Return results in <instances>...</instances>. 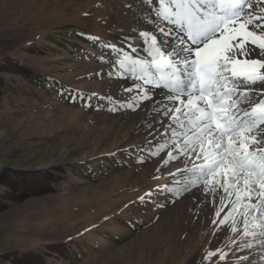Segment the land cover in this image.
I'll return each mask as SVG.
<instances>
[{
	"label": "rangeland",
	"instance_id": "obj_1",
	"mask_svg": "<svg viewBox=\"0 0 264 264\" xmlns=\"http://www.w3.org/2000/svg\"><path fill=\"white\" fill-rule=\"evenodd\" d=\"M159 8V0H0V172L81 169H68L58 192L19 201L0 175V264H29L16 263L28 252L47 264H264V236L242 234L243 209L225 219L223 190L196 179L198 162L173 150L169 90L139 78L143 62L158 79L151 35L166 41L165 59L180 47ZM252 87L259 100L264 88ZM62 241L70 257L47 246Z\"/></svg>",
	"mask_w": 264,
	"mask_h": 264
},
{
	"label": "snow or ice",
	"instance_id": "obj_2",
	"mask_svg": "<svg viewBox=\"0 0 264 264\" xmlns=\"http://www.w3.org/2000/svg\"><path fill=\"white\" fill-rule=\"evenodd\" d=\"M159 3L157 16L182 33L175 37L180 47L173 50L174 58L165 59L161 46L166 41L158 45L157 37L151 35L154 51L150 55L158 79L143 62L139 78L171 93L172 106L165 111L174 125L173 150L187 162H198L192 168L196 179L205 185L214 180L223 190L221 210L225 201L232 209L225 219L239 206L242 234L264 236V92L257 94L259 100L252 95V86L259 83L264 88V60L248 58L252 49L246 47L254 45L260 49L258 55L264 56V0ZM254 4H259V13ZM169 34L171 29L165 32ZM242 104L252 106L239 107ZM167 155L173 159L171 152ZM250 227L258 233L250 232ZM237 231L234 222L232 232Z\"/></svg>",
	"mask_w": 264,
	"mask_h": 264
},
{
	"label": "trees",
	"instance_id": "obj_3",
	"mask_svg": "<svg viewBox=\"0 0 264 264\" xmlns=\"http://www.w3.org/2000/svg\"><path fill=\"white\" fill-rule=\"evenodd\" d=\"M7 62L17 70L19 69L21 73H24L30 79L37 78L35 76H38L36 71L33 69L22 66L17 58L8 56ZM80 98H82V96ZM68 169L72 170L75 174H78L81 171L79 167L74 165V163H71L69 168H63L60 166L52 169H43L35 173L23 174L21 176L8 172L5 168L0 172V175L4 174V176L1 177V180L6 184L10 191L14 192L10 194L11 197L16 201H19L29 196L58 192V184L64 181L65 173ZM85 170H88V168H82L83 172H85ZM47 246L53 249L56 253L63 254L67 257L71 256L67 251L71 244L66 241L49 243ZM16 256V263L21 260H28L29 264H47L43 259H41L40 255L35 252H28L25 255L17 253ZM27 256H31L32 258H27Z\"/></svg>",
	"mask_w": 264,
	"mask_h": 264
},
{
	"label": "bare ground",
	"instance_id": "obj_4",
	"mask_svg": "<svg viewBox=\"0 0 264 264\" xmlns=\"http://www.w3.org/2000/svg\"><path fill=\"white\" fill-rule=\"evenodd\" d=\"M180 35H182V33H181ZM234 43H235V42H234ZM246 47L252 49L251 57H248V58H259V57H260V55H258L259 51L255 48L254 45L249 44V45H247ZM242 58H245V57H242ZM167 96H170V95H167ZM166 100H167V99H166Z\"/></svg>",
	"mask_w": 264,
	"mask_h": 264
}]
</instances>
